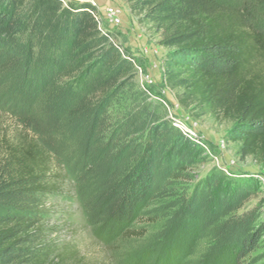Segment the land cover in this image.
<instances>
[{
  "label": "trees",
  "instance_id": "trees-1",
  "mask_svg": "<svg viewBox=\"0 0 264 264\" xmlns=\"http://www.w3.org/2000/svg\"><path fill=\"white\" fill-rule=\"evenodd\" d=\"M126 1L165 49L163 83L179 104L194 119L230 122L236 157L264 166V28L249 10ZM96 11L91 2L0 0V103L11 110L0 109V264H96L64 238L75 197L104 243L114 230L143 238L137 221L162 220L188 245L207 242L202 264H264V202L251 204L261 181L213 167L191 185L203 139L173 124L165 97L139 83L141 60L120 50ZM57 144L74 154L71 167ZM181 252L166 264H181Z\"/></svg>",
  "mask_w": 264,
  "mask_h": 264
},
{
  "label": "rangeland",
  "instance_id": "rangeland-1",
  "mask_svg": "<svg viewBox=\"0 0 264 264\" xmlns=\"http://www.w3.org/2000/svg\"><path fill=\"white\" fill-rule=\"evenodd\" d=\"M65 6L73 3L95 2L100 8V13L105 7L110 5H121L125 9L122 14V24L111 26L106 23L115 40L126 48L130 53L141 60V70L138 74V81L145 87H150L152 91H157L166 99V105L170 115L177 117L186 123L196 134V137L203 139V147L206 149V160L195 165L192 169L194 181L201 179L213 167L226 169L232 175H247L257 177L261 183V192L257 198L251 201L256 204L258 201L264 202V166L258 164L252 157L241 161L236 157L234 145L225 140L230 122H218L213 117L206 115L200 119H194L190 112L184 109L178 102L175 91L166 87L163 83V62L165 49L158 43V39L153 37L147 27L138 20L131 22V13L126 0H65ZM230 5L248 9L252 21L256 25L264 28V4H258L252 0H221ZM124 12H126L124 16ZM132 14V13H131ZM125 19H124V17ZM0 109L11 112L7 103H0ZM4 123L8 130H12L16 125L10 116L4 117ZM59 151L66 166H72L75 156L69 148H60ZM70 166V167H71ZM71 178L79 183L81 178L74 172ZM70 209L67 212L68 223L71 224L63 231L66 240H74L91 259L96 260V264H131L130 258L139 259L136 264H166L165 255L170 251L181 249V257L184 259L181 264H202L203 253L207 242L202 238L200 241L190 245L184 242V236L178 231L171 229L173 223L165 224L164 221L148 222L147 219H140L135 223L138 229L144 228L146 235L143 238H126L114 230L111 236L114 238L110 243H104L96 236L97 225L88 218L89 210L81 201L80 197L71 200ZM169 227V228H168ZM72 231V232H69ZM108 231V230H107ZM171 236L172 244L167 247L165 238ZM136 257V258H135Z\"/></svg>",
  "mask_w": 264,
  "mask_h": 264
},
{
  "label": "built area",
  "instance_id": "built-area-1",
  "mask_svg": "<svg viewBox=\"0 0 264 264\" xmlns=\"http://www.w3.org/2000/svg\"><path fill=\"white\" fill-rule=\"evenodd\" d=\"M65 4L66 1L62 0ZM92 3L97 7V11L95 14L96 20L100 26L101 29H103L104 32H110L106 29V23L111 26H117L122 24V14L124 11L123 6L121 5H110L105 7L104 12L100 13V8L98 5L92 1ZM121 45V44H120ZM120 50L124 51V47L121 45ZM138 73L141 70V66L137 65ZM145 87L144 85H142ZM170 117L173 120V124L177 126L184 134L189 135L190 137H196V134L190 129V127L184 123L182 120L178 119L177 117L170 115ZM204 145V143H202ZM227 173H229L226 169H223Z\"/></svg>",
  "mask_w": 264,
  "mask_h": 264
},
{
  "label": "crops",
  "instance_id": "crops-1",
  "mask_svg": "<svg viewBox=\"0 0 264 264\" xmlns=\"http://www.w3.org/2000/svg\"><path fill=\"white\" fill-rule=\"evenodd\" d=\"M110 1V0H109ZM113 1H116V0H113ZM124 11H125V9H124ZM125 14H126V12H124V16H125ZM130 14V16L132 17L131 18V22L133 23H136L137 22V20H138V18L135 16V15H133V14H131V13H129ZM123 16V17H124ZM124 19H125V17H124Z\"/></svg>",
  "mask_w": 264,
  "mask_h": 264
}]
</instances>
